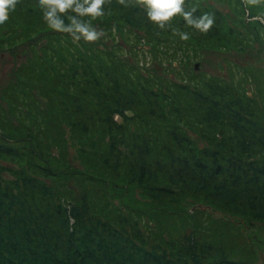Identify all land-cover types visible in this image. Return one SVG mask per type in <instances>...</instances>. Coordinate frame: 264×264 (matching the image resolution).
I'll return each instance as SVG.
<instances>
[{"label":"rangeland","instance_id":"obj_1","mask_svg":"<svg viewBox=\"0 0 264 264\" xmlns=\"http://www.w3.org/2000/svg\"><path fill=\"white\" fill-rule=\"evenodd\" d=\"M198 1L185 0V10L196 7V12H198L196 17H199L205 7L214 6L223 13V16L220 15V22L224 25L225 31L231 28L230 32H237L240 27L245 30L246 27H249V33L255 40L250 44L248 50L243 52L226 47L212 49L209 45L199 49L191 43L192 45L185 51L186 56L181 57L183 61L178 70L182 77H189L190 74H193L194 67L199 65L200 69L197 73H205L207 77H220L221 82H218L222 85L226 84L227 87L220 85L223 93L219 91L218 96L232 100L233 105L224 104L222 107L211 105L207 110L208 114L214 111L222 114L223 117L219 123L234 120L236 130H238L233 145H228L227 140L230 136H228L227 130L219 129L217 140L205 138L190 131L184 123L177 122L169 111V105L156 104V111L153 115L150 111L144 115V110H137L139 115H143L139 119V123L142 126L140 127L142 129L141 136L144 141L142 146L140 145L142 151L138 153L139 155L137 152L134 154V150L138 151V134L137 139L134 140L132 126L138 120L129 121L132 122L129 123L130 126L122 129L118 122L112 119L114 113L127 111L134 103L131 98L127 100L122 96L123 91H118L116 88L109 91L105 89L104 81L100 82V86L95 83L97 82L96 78L98 81L101 79L99 71L96 69L94 74L89 72L84 76L85 67H82L81 64L82 62L87 66L93 62L96 64L97 62L93 58L96 57L94 51L106 54L110 49H114L111 52L115 54V45L120 42L113 36L122 35L120 31L122 25L126 30L133 31L132 34L137 32L142 38L153 33L152 28L158 24L149 20L145 7L137 4L136 0H126V5L120 4L118 0H106L102 17L95 20L89 16L82 18L86 21L90 20L97 31L104 33L99 40L90 42L91 45L93 44L92 55L89 56L87 51L84 52L83 60L80 58L78 63L79 77L84 76L87 86L91 82V93L94 100L97 98L100 111L96 110V105L92 110L87 108V105L93 102L89 98V102H85V104L69 101L68 104H74V108L66 104L65 111L73 109L72 112L81 114L76 122L75 119L70 122L62 116L55 118L52 114L51 98L36 87L31 89L32 92H29V95L34 97L33 104H36L37 108L32 107L26 99L21 97L18 99V95L17 99H13L10 90L18 91L23 87L20 86V80L15 75L16 67L25 62L31 63L32 60L38 61L41 55L42 60H47V56L49 59H53V53L51 56H43V52H39V48H45L43 47L45 39H50L54 44V39L59 36L60 40L69 43L71 35L56 32L47 26L42 18L43 9L40 8L38 0H18L15 11L9 15V20L4 25H0V113L4 112L1 115L3 120L8 123L10 120L9 124L5 123L6 125L2 129L0 128V180L10 181L14 178L15 184L18 186H23L27 181L32 187H37L40 183L51 182L54 193L49 198L51 201L55 200L56 204L63 203L61 215L64 214V217L56 214L57 211L50 200L48 202L45 200V211H41L43 215L38 212V216L44 219L48 218L50 222L51 219H56L58 228H60L61 222L66 229L65 236L62 235L64 239L68 236L66 232H69V226H73L78 221L84 224L83 228L78 231V237L75 236V242L72 243L74 248L66 249L65 257H68L71 263L73 257L78 260L84 253L82 248L94 249L92 244L87 241H79L84 236V230L94 226L100 230H94L95 235L93 233L88 238H93L91 243L95 247H99L98 251L102 254L107 252L110 255L108 256L110 261L120 257L111 255L113 248H109V245H112L122 248L121 252L124 258L122 260L126 264H168L166 261L174 259L173 252L187 241V245L189 242H199L201 245L199 248L209 249L219 260V264H264V16L250 20V17H257L258 13L264 12V8L238 6L241 10L238 13L240 18L238 23L242 25L237 28L235 24H230L234 21V17L232 19L233 12L231 13L230 9L233 5L229 0H205L206 6L204 4L200 8ZM236 1L238 0L234 2ZM241 2L243 3V0ZM29 15H39V17H35L36 19L34 17L27 18ZM67 15H74V13L69 11ZM67 15L62 17L66 23ZM224 15L230 16V23L226 22ZM257 22L261 24L262 28L258 26ZM167 23L162 28L163 30ZM256 25L261 29H256ZM239 33H241L240 30ZM46 34H53L52 39L49 36L42 38ZM127 34L129 33L127 32ZM198 34H200L199 31ZM143 42L146 44L144 39H142ZM30 43L35 45L31 50L36 52V56H33L29 51ZM84 43L89 44L85 41ZM140 48L149 50L148 45L142 44ZM195 48L198 50L195 51ZM119 52L120 59L126 60L127 63L129 51L122 49ZM179 58L180 56L175 59L171 58L163 63L167 65L177 62ZM138 59L140 60L138 67L144 66L150 73L155 71L154 68L158 72L161 70L157 60L150 53L138 54ZM54 60H57L56 54H54ZM125 65L128 66V64ZM177 65L176 63L175 67L179 68ZM240 66L245 67L248 71L240 70ZM194 75L197 76V74ZM142 77L148 76L144 73ZM113 78L114 76L111 75L110 79ZM231 85L235 89L231 90ZM128 91L129 96L130 93H133L132 97H136L134 87L128 88ZM50 94L52 96L51 92ZM61 94L65 93L61 91ZM262 95L263 97H261ZM67 99L70 100V97ZM21 100L25 101L30 108L24 109ZM57 101L61 100L57 99ZM251 101H254L255 109L252 106L249 107ZM53 103L57 108V102L53 101ZM29 109L33 113L44 112L45 118L41 116L35 119L37 116H34V121L26 122L24 116H32L27 114ZM102 109L105 110L101 111ZM20 115L24 123H20L17 119V116ZM151 115L159 121L151 120ZM207 121H210L209 116H207ZM211 121L218 125L216 120L211 119ZM91 125L93 127L89 130ZM156 127H161L162 133L165 129L173 127L184 132L179 138L180 143L176 145V149L172 150V153L182 152L179 149L180 144L187 146V153H185L187 159L184 161L178 159L180 154L167 152L172 155L170 159L168 155L165 156L162 168H166L168 160L170 168L166 169L167 171L159 176L160 178L155 176L158 169L156 163L154 165L152 163L153 155L147 154L149 148H153L150 151L157 150L156 144L158 146L162 144V147H165L167 139L163 138L162 142L156 144L154 141L146 143L150 133L153 134V129ZM91 133H95V135L91 136ZM94 139L115 146L114 150H117L119 154L111 155L113 158L111 163L115 165L114 168L120 165L118 170L120 175L115 172L117 168L111 172L109 171L111 168L101 167L100 162H96L97 165L90 158L81 154L83 151L92 152L95 146ZM232 146L237 147L239 151L225 153L226 149H234ZM241 153L252 158H242ZM223 155H229V159ZM107 162L104 161V164ZM148 170L152 171L153 178L148 176L143 180V175L145 172H149ZM16 173H24L26 176L16 177ZM131 174L136 176L131 177ZM155 182L158 186L155 185ZM247 185L256 186L257 189L246 191ZM242 186H244L243 189H233ZM21 194L24 195V192L21 191ZM20 200L24 206L28 207V210H23L24 213L35 220L31 210L32 206L35 211L40 210L38 208L40 200L36 201V206L33 205V202L29 203L26 198ZM193 203L197 205L192 206ZM122 206L141 215L138 218L137 228L141 239L136 241L123 239L125 243L122 244L118 243L116 237L111 239L109 237L103 241L99 233L108 232L106 235L110 234L111 236L115 230L118 231L116 226L108 227L110 224L108 217L114 215L115 207L122 208ZM16 210L19 211V209ZM50 210H54L55 213H50ZM202 212L206 213L202 214ZM74 216H79V219L75 220ZM96 219L99 221L97 222ZM231 221L235 222L244 232L246 240L240 239L231 248H224V232ZM12 222V227L18 229L16 223ZM106 227H108V231L104 230ZM5 228L8 229L7 226ZM54 229L57 228L54 227ZM124 230H126L125 237H127V233L133 235V231L136 232L135 229L132 230L131 226L127 227L126 225ZM3 235L6 239L8 238L6 233ZM12 236L14 235L12 234ZM107 241L108 243H106ZM178 242L182 243L178 244ZM213 242L217 245H214ZM63 244L66 247L68 245L66 242H62ZM33 249L37 252L36 247ZM25 251V248L19 250L21 254ZM94 253L97 259H103L98 252L94 251ZM14 254H18V252L12 253L8 248L5 253L0 252V261L2 258L6 259V256H10L7 257L5 264H21V261L23 264H36L34 259L26 261L24 256L18 257L16 261L11 257ZM82 259L84 262V258ZM180 262L181 260L175 264H180Z\"/></svg>","mask_w":264,"mask_h":264},{"label":"trees","instance_id":"obj_2","mask_svg":"<svg viewBox=\"0 0 264 264\" xmlns=\"http://www.w3.org/2000/svg\"><path fill=\"white\" fill-rule=\"evenodd\" d=\"M235 0H229L230 4L233 5L231 7L230 11L231 13H235L234 15V21L230 23V16H225L226 22L230 24H235V27L238 28L242 24L239 22V15L240 9L238 6H244V3L241 2V0H238L234 2ZM205 0H199L198 7L200 6H206V3H204ZM238 4V5H237ZM196 5V4H195ZM237 6V7H236ZM185 8V7H184ZM190 10V8L186 9ZM240 10V11H239ZM245 10V8H244ZM202 14L209 12L214 13L215 15V23L210 31L207 33H201L198 34V30H195L193 27H190L186 24L185 20L183 19L182 15L177 14L174 16L170 21H168L165 30L160 28L158 25H154L152 28L153 33L149 34V36H146L145 38H142L137 32L135 34H132L133 31L126 30L124 26L122 25V28H120V31L122 35L113 36L117 39L118 42H120L118 45L116 44V53H112L110 49L108 53L103 54L99 53L98 51H94L96 53V57H93L96 62L98 63H91L90 66H87L86 63L83 64L82 67L84 68L85 75H88L89 72L93 73L95 72V69L99 71L100 80L98 81V78H96L95 83H97L100 86V82H105V89L108 91L110 89L116 88L118 91H123V97L127 100L131 98L132 102L134 103L133 106L128 109L127 111L123 112H116L112 116V119L114 120V116L116 114H119L123 119V124L118 125L125 129L126 127H129V121L135 122L138 120L136 124H134L133 127V137L134 140L137 138L138 134V151L134 150V154H137L142 151L143 138L141 136L142 129L140 127L141 123H139V119L143 117V115H139L137 113V110H144V115H147V112L150 111L151 114L156 111L155 106H165L169 105V111L173 114L175 117V120L180 123H184L185 127H187L190 131H194L196 134H199L200 136H203L208 139L217 140L219 138V135L217 133L219 132V129L227 130V134L229 139L227 140L228 145H233V141L235 136H237V130H236V123L234 120H227L222 121L219 123V120L223 117L222 114L217 112H211V114H208V106H223L224 104H230L233 105L231 102H233L230 99H224V97L218 96L219 91L223 93L221 90L222 86H226V84L222 85L220 77H207L205 73H197L199 69V65H196L193 69V74H190L189 77H182L180 75V71H178L182 65L183 58L181 57L186 56L185 51L190 47V45L197 46V48H203L205 46H211L212 49H221V47H226L228 49L234 48L236 51L243 52L248 50L251 43H254V37L250 35V29L249 27H246V30L244 28H239L241 33H239V30L237 32H230V29L224 30V25L221 24L220 15L223 16V13L218 10V8L214 6L205 7L204 11H201ZM198 12L194 13V16H197ZM201 14V15H202ZM67 15V14H66ZM38 18V16L35 15H29L27 18ZM35 18V19H36ZM43 18V17H42ZM258 26L261 27V24L257 22ZM245 24L243 23V26ZM256 25V29L258 28ZM262 28V27H261ZM258 28V29H261ZM46 29V28H45ZM173 29H179L181 31L188 32L190 34V38L188 40H181L178 35H175L173 32ZM10 30V29H9ZM127 32L129 34H127ZM246 33V34H245ZM52 39L53 34H46L43 37H47ZM243 37V38H241ZM119 38V39H118ZM31 39V38H30ZM40 39V38H39ZM142 39L146 41V44L143 42ZM242 39V40H241ZM63 40H60L59 36H56L54 39V44H52V41L50 39H45L43 44L45 48H39V52H43V56H47L53 53V59H49L47 56V60H42V55L39 56V60H32L31 63L25 62L24 64H21L19 67L15 68V75L20 80V86H23L20 90L14 91L11 90V93L13 95V99H18L21 97L22 99H26L29 101V103L32 105V107L37 108L36 104L34 103V97L29 95V92H32L31 89L36 87L40 92H43L46 95H49L48 97L51 98V108H52V114H54L55 118H60L61 116L65 118L66 120L72 122V120L75 119V122L78 121V119L81 117V114L79 112L71 111H65V106L68 104L69 101H73V103H82L85 104V102H89L90 99L93 100V102L89 105H87V108H90L92 110L94 108V105H96V110L100 111V107L97 104V98L94 100V96L91 93V82L89 86L86 85L85 79L81 76L79 77V69H78V63L80 61V58L83 60L82 54L86 52L89 56L92 55V47L90 42L89 44H85L84 41H75L73 37L71 36L70 42H64ZM192 43V44H191ZM148 45L149 50L140 48V46ZM196 44V45H195ZM49 45V46H48ZM34 43H30L29 45V51L32 52L33 56H36V52L32 51L31 48H34ZM52 48V49H51ZM195 48L194 50L197 51L198 49ZM47 49H50L49 51ZM127 49L130 53L129 57L126 60L122 61L120 59V50ZM47 51V52H46ZM184 52V53H183ZM48 53V54H47ZM142 53H150L154 59L157 60L158 65L160 66V71H156V68H154V72L150 73L148 72V68L142 66L138 67V63H140V60L138 59V54ZM183 55H180L182 54ZM54 54L57 55V60H54ZM179 61H175L173 63H168L164 65L163 62L171 59V58H177L179 57ZM93 61V59H92ZM102 65H101V64ZM178 64L176 68L175 64ZM50 65L49 67L46 65ZM125 64H128L126 66ZM135 65L134 67L132 65ZM171 66V67H170ZM240 70H246L245 67L240 66ZM120 69V70H118ZM169 71V74H167ZM146 73L148 77L144 78L142 77V74ZM194 74H197L194 75ZM113 75L114 78L110 79V76ZM216 78V79H214ZM93 81V80H92ZM220 81V82H218ZM94 82V81H93ZM187 83V84H186ZM43 84V86H42ZM222 85V86H220ZM134 87L136 89L135 98L132 97L133 93H130V96L128 95V88ZM231 90L235 89L231 85ZM89 89V94H88ZM229 90L228 88H226ZM61 91H63L65 94L62 95ZM238 91V90H237ZM52 93V96L50 94ZM231 92V91H230ZM224 96V94H223ZM237 96L239 97V94L237 93ZM67 97H70V100L67 99ZM246 97H249L246 95ZM263 97V95L261 96ZM56 100H53L55 99ZM89 98V100H88ZM57 99L61 100L60 102L57 101ZM127 100H125L127 102ZM20 101V100H18ZM54 102H57V108L54 106ZM22 106H24V109L30 108V106L25 103V101L21 100ZM253 102V103H252ZM60 103V105H58ZM132 104V103H131ZM74 108V104H68ZM264 105V103H263ZM253 107L255 109V103L254 101H251V104L249 103V107ZM105 109H102L103 111ZM29 111L27 114H31L32 116H24V120L26 122L34 121L38 117L41 116L43 118L44 115L42 113H33L31 109L27 110ZM26 112V111H25ZM37 112V111H36ZM72 112V113H71ZM4 113V112H2ZM2 113H0V128L2 129L5 123L9 124L5 120H3V117L1 116ZM208 115H207V114ZM152 115L150 116L151 120L159 121L155 117L153 118ZM207 116H209L210 121H207ZM157 117V116H156ZM164 118V117H163ZM20 123H24L23 119L21 118V115L18 117ZM98 119V118H97ZM211 119L216 120L217 124ZM206 121V122H205ZM171 123V121H169ZM212 125H208V124ZM216 125V126H215ZM92 125L90 126V129H92ZM161 127H156L153 129L154 133L149 135V140H146V143H151V141H154L156 144L157 142H162L163 138H166L165 140L167 142L165 147H162V144H160L159 147L157 144L155 145L157 150H152L153 148H149L147 155H153V165L156 163L157 172L155 173V176L160 178L159 176H162L166 169H169V160L168 165L166 168H162V164L165 162V156L168 155L169 159L171 158L172 154H176L180 156V161H184L187 159L185 153H187V146H184L183 144H180V151L177 153H172V150L176 149V145L179 142V138L182 136L183 131H179L177 127L163 129L164 132L162 133ZM171 129V130H170ZM209 129V130H208ZM40 131V130H39ZM95 133H91V136H94ZM176 137V138H175ZM95 146L92 152L83 151L81 152L82 155H85L86 158H90L92 161L100 162L101 167H109L111 168L109 171L112 172V170L116 173L118 172L120 165L116 168L114 164L111 163V160L113 159L111 155L119 154L117 150H114L113 145H110L109 143H106L101 140H95ZM40 142V141H39ZM46 143V141H44ZM40 144V143H39ZM41 145V144H40ZM234 149H226L225 153H232L234 151H239L237 147L232 146ZM167 152H171L172 154H168ZM261 153V152H260ZM263 153V152H262ZM59 155V154H58ZM98 155V156H97ZM139 155V154H138ZM175 156V155H173ZM60 157V156H59ZM176 157V156H175ZM223 157H227L226 159H229V155H223ZM222 157V158H223ZM241 157H250L248 155H244L241 153ZM54 158V157H52ZM240 158V157H239ZM54 161V160H53ZM104 161L107 162L104 164ZM98 165V163H96ZM41 170V169H40ZM149 172H145L143 175V180H145L148 176H151L153 178L152 171L148 170ZM114 172V173H115ZM139 172V170H138ZM137 172V173H138ZM221 169V173H222ZM150 173V174H148ZM120 175V172H118ZM117 175V174H115ZM18 176H26V174H18L16 173V177ZM136 176L135 174H131V177ZM57 178V176H56ZM26 179V178H25ZM52 180H54L52 178ZM155 185L157 183L155 182ZM244 186L241 188H233V189H243ZM51 187V182L49 183H40L37 187H32L25 181L23 186H18L14 182V178H12L10 181L7 180H0V252L5 253L6 249H10V251L13 253L18 252V254H14L11 256L12 258L18 259L20 256H24L25 260L28 261L30 259H34L37 262H40V264H126L122 259V248L109 245V248H113V250H116V252L111 251V255H116V260L113 259V261H110L108 256H110L107 252L106 254H102L100 251H98L99 247H95L91 241H93V238L90 239L88 236H92L97 228L94 226L87 227L89 229L84 230V236L79 239L80 242H85L92 244L94 249L90 248H82L81 250L84 251L82 255H80L79 259L77 260L75 257L72 258V263L68 260V257H65V252L68 247L74 248L73 244L76 240L78 231H80L84 224L75 223L73 226H69L68 230L69 232H66L67 238L64 239L63 236H65V230L63 225L60 222V228L57 227L56 219H51V222L47 219L39 217V213L41 211H45V200L48 202L50 200L49 196L52 195L53 189ZM256 186L247 185L246 191H252L256 190ZM21 191L24 192V195L21 194ZM232 191V189H231ZM26 198L29 203L36 206V201L39 199V209L38 211H35L32 206V212L35 216V220L32 218H29L27 216V213H24L23 210H28V207L26 205L24 206L20 199ZM51 201V200H50ZM54 205V209L57 211L56 214H59L60 217H64V214L61 215L62 204L59 203L56 204V201H51ZM197 204L193 203L192 206H195ZM16 209H19L16 210ZM39 212V213H38ZM50 213H55L54 210H50ZM206 212H202V214H205ZM114 215L108 217L110 220V224L108 227L116 226V230L110 234L106 235L99 233V235L102 236L103 241L107 238L111 239L113 237H116L118 243L122 244L125 243L124 240H133L136 241L137 239L140 240V235L137 232L138 228V218H140V214L134 213L128 208L121 207H115L114 209ZM49 215V213H48ZM133 216V217H132ZM143 216V215H142ZM75 220L79 219V216H74ZM39 219V221H38ZM16 223V227L18 229H14L12 227L13 222ZM94 222H98L99 219L93 220ZM48 223V224H47ZM46 224L48 225L46 227ZM50 224V225H49ZM68 224V222H67ZM103 224V223H102ZM57 229H54V227ZM125 225L131 226L132 230L135 229L136 232L133 231V235H130L127 233V237H125L124 233L126 230H124ZM5 226L8 227L5 228ZM108 227L104 228V230H107ZM54 229V230H53ZM22 230V232H21ZM97 230H100L97 229ZM53 231V232H52ZM108 231V230H107ZM27 232V233H26ZM57 232V233H56ZM4 233H6L8 238L6 239L4 237ZM12 234L14 236H12ZM21 235V237L18 236ZM56 235V237H54ZM63 235V236H62ZM95 235V233H94ZM106 235V237H105ZM76 236V237H75ZM134 236V237H133ZM28 238V240H27ZM100 238V237H99ZM63 239V240H62ZM124 239V240H123ZM246 240L244 232L240 229V227L233 221H231L228 224V227L226 228L224 232V238H223V247L224 248H231L232 245L236 244L238 240ZM101 240V239H100ZM67 243V247L63 244ZM35 243V246H33ZM108 243V241L106 242ZM181 244L182 242H178V244ZM202 243V242H201ZM10 244V245H7ZM43 244V245H41ZM214 245H217L213 242ZM177 245V244H176ZM182 246H177L178 249L173 252L174 259H169V261H166L168 264H175L176 262L180 264H219V260L216 258V256L209 251L207 248H199L201 245L199 242H189L187 245V241L184 242V244H181ZM33 246V247H32ZM36 247V251H34L33 248ZM25 248V252L21 254L19 252L20 249ZM12 249V250H11ZM133 249V248H132ZM204 250V251H203ZM94 251L98 252L100 256H102V260L97 259L95 256ZM130 251V250H129ZM254 253V252H253ZM86 254V255H85ZM98 256V257H100ZM7 257L10 256H6ZM122 257V258H121ZM84 258V262L83 259ZM6 259H1L0 264H5ZM38 259V260H37ZM15 261V262H16ZM25 262V261H24ZM183 262V263H182ZM21 264L22 261H21Z\"/></svg>","mask_w":264,"mask_h":264},{"label":"clouds","instance_id":"obj_3","mask_svg":"<svg viewBox=\"0 0 264 264\" xmlns=\"http://www.w3.org/2000/svg\"><path fill=\"white\" fill-rule=\"evenodd\" d=\"M106 0H38V4L43 9V20L47 26L60 33H67L74 40L83 39L85 42H95L104 35L102 31H97L91 21L82 19L89 16L95 20L104 15V4ZM122 5H126V0H118ZM137 4L144 6L149 20L164 28L165 24L177 14L182 15L186 24L197 29L201 33H207L215 23L214 13H203L196 17L194 13L196 7L185 10V0H136ZM18 0H0V25H4L9 20V15L14 12ZM246 7L264 8V0H243ZM69 11L74 15H67V23L64 17ZM259 16H264V12L258 13L257 17H250L255 20ZM175 35L181 40H188L190 34L179 29H173Z\"/></svg>","mask_w":264,"mask_h":264},{"label":"water","instance_id":"obj_4","mask_svg":"<svg viewBox=\"0 0 264 264\" xmlns=\"http://www.w3.org/2000/svg\"><path fill=\"white\" fill-rule=\"evenodd\" d=\"M114 120H115L116 122H118L119 124H123V122H124V119H123L119 114H116V115L114 116Z\"/></svg>","mask_w":264,"mask_h":264},{"label":"flooded vegetation","instance_id":"obj_5","mask_svg":"<svg viewBox=\"0 0 264 264\" xmlns=\"http://www.w3.org/2000/svg\"><path fill=\"white\" fill-rule=\"evenodd\" d=\"M233 17H234V15H233V13H232V19H233ZM199 69H200V67H199Z\"/></svg>","mask_w":264,"mask_h":264}]
</instances>
